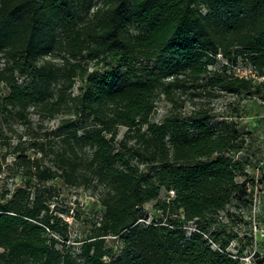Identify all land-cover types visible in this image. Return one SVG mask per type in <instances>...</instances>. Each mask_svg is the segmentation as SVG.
I'll return each instance as SVG.
<instances>
[{
    "label": "trees",
    "instance_id": "1",
    "mask_svg": "<svg viewBox=\"0 0 264 264\" xmlns=\"http://www.w3.org/2000/svg\"><path fill=\"white\" fill-rule=\"evenodd\" d=\"M96 1L84 20L78 0H0V83L11 108L22 112L34 101L57 114L68 107L66 92L75 84L72 62L95 66L82 70L79 92L69 97L73 115L94 126L77 127L71 118L57 126L71 152L59 154L61 173L31 172L23 152L14 161L25 180L0 199V264H238L223 252L237 234L217 217L230 206L251 207L254 179L245 169L252 163L238 156L250 132L231 116L214 121L203 109L185 118L170 113L159 123L151 116L160 96L176 104L179 95L195 96L198 89L264 100V81L229 73V65L245 61L264 76V0ZM51 55L69 67L49 102L54 77L38 62ZM26 73L30 90L16 79ZM118 128L125 131L117 142ZM80 143L88 147L83 160L73 148ZM79 176L105 192L96 233L74 256L64 249L67 223L30 181L61 177L72 184ZM161 190L172 197L161 200ZM148 203L156 218L141 223ZM107 237L119 244L116 255L104 249Z\"/></svg>",
    "mask_w": 264,
    "mask_h": 264
},
{
    "label": "rangeland",
    "instance_id": "2",
    "mask_svg": "<svg viewBox=\"0 0 264 264\" xmlns=\"http://www.w3.org/2000/svg\"><path fill=\"white\" fill-rule=\"evenodd\" d=\"M96 7V0H78L79 18L88 19ZM202 12L205 11L202 9ZM72 63L78 65L75 69L77 73V77L74 78L75 84L71 90L66 92L68 107L57 114L48 112L46 110L48 106L34 101H30L22 112H18L5 102L7 89L0 83V199L5 193L24 183L22 168L14 163L17 155L22 152L30 161L31 172L50 169L61 173L59 167L62 166V163L59 160V154H71L68 146L62 141L63 132L57 129L62 119L71 118L75 120L77 127L84 129L94 126L91 119L80 114L73 115L74 108L70 98L79 92L81 86L79 75L81 76L82 70L86 69L87 72H90L95 69V66L92 61L86 59ZM40 65H45L54 77L51 78L47 91L51 96H46V100L50 102L56 98L58 90L64 85V75L68 74L69 66L60 56L55 55L40 60L38 66ZM1 66L2 61H0ZM16 79L19 85L30 90L32 84L29 73L17 76ZM206 89L195 90V96H190L185 92L178 96L176 104L160 96L155 102L151 121L159 123L170 113L185 118L197 109L208 111L214 121L231 116L228 119L236 120L240 126L250 132V136L246 137V151L238 156L250 159L252 165H248L245 172L248 177H253L254 164L264 160V100L258 96L231 95L219 88ZM124 131V128H118L115 141L121 140ZM73 148L78 155L77 158L83 160L88 154V147L83 143L73 144ZM81 163L79 170L80 174H83L85 162ZM30 185L43 195L50 211L67 223L68 238L64 249L74 256L78 255L79 244L96 233L102 211L99 200L105 192L104 188L95 186L94 182L83 180L80 176L72 184L65 182L60 177L48 182H40L33 178ZM171 197V192L160 191L159 198L161 200H168ZM60 211L67 214L60 215ZM227 211L234 217L227 218ZM139 215V221L146 224L156 218L151 203L145 204ZM219 215L224 221L221 223H226L227 229L237 234L236 249L241 252L248 250L253 216L255 222L264 223V180L257 185L254 212L251 207L242 204L227 207ZM192 227L189 224L187 232H190ZM103 245L104 249H111L114 255L120 250L119 244L108 237L105 238Z\"/></svg>",
    "mask_w": 264,
    "mask_h": 264
},
{
    "label": "built area",
    "instance_id": "3",
    "mask_svg": "<svg viewBox=\"0 0 264 264\" xmlns=\"http://www.w3.org/2000/svg\"><path fill=\"white\" fill-rule=\"evenodd\" d=\"M221 55L218 54L217 58L220 59ZM229 73L237 79L250 81L252 83H258L264 81V76L258 74L257 69L250 63L245 61H238L233 65H229ZM253 192H252V203L251 209L254 212L256 207V189L257 185L264 180V160L257 163L254 168L253 174ZM218 221H222V217L218 215ZM226 224V223H224ZM205 239H208L207 235L203 234ZM208 242L212 249L219 250V245L213 243L210 239ZM235 241L229 242L227 247L224 249L226 253L233 260L237 261L238 264H264V223L255 222L254 216L251 222V235H250V246L246 251H238L236 249Z\"/></svg>",
    "mask_w": 264,
    "mask_h": 264
}]
</instances>
